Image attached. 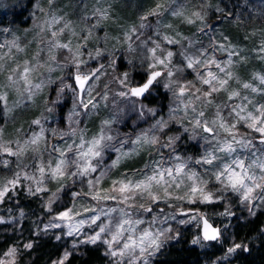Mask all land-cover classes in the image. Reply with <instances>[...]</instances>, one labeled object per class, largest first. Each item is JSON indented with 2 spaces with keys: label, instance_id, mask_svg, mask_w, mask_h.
I'll return each mask as SVG.
<instances>
[{
  "label": "rangeland",
  "instance_id": "obj_1",
  "mask_svg": "<svg viewBox=\"0 0 264 264\" xmlns=\"http://www.w3.org/2000/svg\"><path fill=\"white\" fill-rule=\"evenodd\" d=\"M153 10L159 15H150ZM169 52L172 56L166 59ZM187 58L200 63L189 68ZM210 60L225 71L215 64L205 66ZM25 66L31 69L28 84L20 78ZM156 71L161 75L142 98L131 94ZM209 71L227 83L216 84L219 91L205 99L210 85L201 77ZM78 72L89 76L81 96ZM259 77H264V0H0V190L9 189L0 198V224L10 225L9 245L0 251V260L20 264L29 249L25 245L52 240L60 254L48 264L87 248L100 251L105 260L99 264H144L141 256L153 264L188 239L202 247L201 264H240L245 245L235 227L264 214V190L256 189L250 204L243 200V189L225 187L227 180L217 181L215 173L224 165L240 171L232 161L242 159L264 185L259 167L264 136L248 127L247 119L259 115L256 108L264 105ZM181 87L186 88L184 95L179 94ZM233 92L239 95L229 99ZM82 101L91 103L84 108ZM197 118L210 126L217 121L216 139H203L208 134L193 127ZM221 121L235 125L234 135L219 127ZM102 130L113 139L91 160L96 170L70 175L78 171L71 161L79 155L81 137L91 141ZM217 140L230 142L235 151H215L218 159L211 165L197 163L206 150L217 148ZM62 159L65 174L53 177L52 169ZM181 163L185 167L177 175L175 167ZM156 168H172L173 174H165L166 182H153L152 195L118 190V182L135 184ZM13 180L15 185L8 183ZM193 186L212 193V201L203 202L199 192L191 191ZM65 212L68 217L58 218ZM203 217L219 227L213 247L203 244ZM125 220L122 235L112 241L117 224ZM104 225L108 228L100 239L88 242ZM145 231L149 235L141 241ZM162 231L159 248L153 245L141 254L140 247ZM259 237L264 244V221ZM105 241L118 253L115 257ZM125 243L136 247L121 256ZM237 244L241 248L229 253ZM12 248L15 255H6Z\"/></svg>",
  "mask_w": 264,
  "mask_h": 264
},
{
  "label": "snow or ice",
  "instance_id": "obj_2",
  "mask_svg": "<svg viewBox=\"0 0 264 264\" xmlns=\"http://www.w3.org/2000/svg\"><path fill=\"white\" fill-rule=\"evenodd\" d=\"M51 2V0H50ZM160 6L158 5L157 8H159ZM173 14H177V13H173ZM150 15H159V12L157 10H153ZM197 16H199V14H196ZM147 16H143L141 17V20H147ZM191 23V21H189ZM141 27H145V25L142 23ZM56 34L53 33V36H55ZM167 39V38H165ZM57 47H68L67 45H60L57 44ZM221 47L223 48V45H221ZM154 52V50H153ZM172 56V53L169 52L166 59H170ZM188 59V67L191 68L193 67L194 63H200L199 61H194L191 58H187ZM157 63L163 64L164 61L163 60H158ZM228 63H231V61H229ZM211 64H215L217 68L220 69L221 72L225 71L224 67H221V65L219 63H217L215 60H210L208 61V63L205 66L211 65ZM15 71V70H13ZM31 71V69H29L27 66H25L23 73H21V79L25 80L26 84H28V73ZM169 76L172 75L171 72L168 73ZM161 75V73L159 71L153 72L150 74L147 82L142 86V87H137V88H133L131 89V94L134 96H140L142 95L145 91H147L149 89V87L153 84V82L157 79V77H159ZM227 75L229 76V78H231V73H227ZM76 82L77 85L79 86V88L81 89V91L84 90V85L85 83L88 81L89 76L86 74H80L79 72L76 75ZM202 82L206 85H210V90L204 93V97L205 99H207L208 96H210L212 94V92L215 91H219V89L216 87V84H219L220 87H223L224 84L227 83L226 80L220 79L217 74L212 73L211 71L206 73V76L201 77ZM260 82L262 84H264V77H259ZM9 80H12V77H9ZM215 82V83H214ZM36 88H39L40 85H35ZM167 87V85H166ZM244 88H249L250 85L249 84H244L243 85ZM253 91H256V89H252ZM186 91L185 87H181L180 88V95H184ZM197 92L200 91V89H196ZM123 95V94H122ZM239 93L237 92H233L229 95V99H233L236 96H238ZM199 98V97H198ZM0 100H4L3 96H0ZM91 101H88L87 103H84L82 101L83 107L87 108L88 104H90ZM209 103H211V101H209ZM93 107H95V105H93ZM239 107V106H237ZM241 110H243L241 108ZM256 112L259 113V115H251L249 114V116L247 117V119L251 120V123L248 125V127H250L251 129H253L254 131L259 132L262 136H264V105H261L259 107L256 108ZM204 113L200 112L199 116L203 117ZM217 116L219 117V113H217ZM242 119H244V117H241ZM33 123L35 124H39L40 121L36 120L33 121ZM216 125H217V121H212L211 122V126L209 125L208 121H204L201 119H195V123L193 125L194 128H202L203 131L205 133H207L208 135L203 137V139L207 142L209 141V139H216V137L218 136V133L216 132ZM160 126H163V122H160ZM106 127H107V122H106ZM219 127L221 129H224L229 135H234L232 129L235 128V125H232L231 127H229L228 125H226L225 123H223L222 121L219 123ZM43 131V130H42ZM34 138L32 143H36V140L38 139ZM113 139V137L109 134H107V132H103L102 130V134L99 135L97 138H93L91 141H87L85 142L83 140V137H81V144L78 146L79 149V155L77 157V159L75 161H71V163H74L77 170L75 172H72L70 175L72 176H76V175H86L89 172H93L96 170L95 166H93L91 164V160L95 159L97 157H100L103 150L105 148L108 147V144L105 143V141H111ZM152 143H155V139H153L151 141ZM174 141L170 140L169 141V145H171ZM237 143H241V141H237ZM261 143H264V140L261 141ZM85 144H87V148H85ZM4 152H6L8 155H14L15 153H13L11 151V149L9 148H4L3 149ZM215 151H222V152H227L228 154H231L233 151H235V149L232 147V144L230 142L224 141V142H220L219 140H217V148L213 151V152H208L206 150L205 155L202 157L201 160H198L197 163H203V164H209L211 165L213 163V161L215 159H218V157L215 156ZM64 154L61 153V156H63ZM177 159H179V157H177ZM82 161V163H81ZM232 164L235 165L236 168L240 169V171H236L232 165H224L222 170H218L215 173L216 179L217 181H221V183L224 182V180H222V177L224 179L227 180V183L225 185V187H230L233 191H240L241 189H243V200L248 201L250 204L252 202L253 199H255V197L252 195L253 192L256 189H261L264 190V185L260 184L259 182H256V177L254 174H251L249 172V168L246 167L244 160L242 159H235L232 161ZM66 165V161L65 160H60L59 163L56 164L55 168L52 169V175L53 177H62L65 172H64V168ZM185 167L184 163L178 164L175 167V173L177 175H179L182 171L183 168ZM260 170L262 172H264V163H261L259 165ZM41 173L44 172V168L41 167L40 168ZM165 174L171 176L173 174V169L172 168H164V169H160V168H156L153 169V175H146L145 179L133 184L132 181H127V183H125L124 181H120L118 182L120 187H119V191L121 192V194L124 193H128L131 191H138V190H143V191H147L149 193V195H152L150 192V188L153 184V182H155L156 184H161L162 182H166L164 181V176ZM225 174H227V176H225ZM159 177V179H158ZM191 178V177H190ZM261 179H264V177H261ZM248 181H252L253 183H247ZM8 183L15 185L16 181H9ZM9 191V189L7 188V186H5L3 188V190H0V198H2L7 192ZM191 191L193 193H200V196L202 197V201L203 202H211L212 201V193H206L204 192L203 188H197L196 186H193V188L191 189ZM93 198H98V197H93ZM126 199L129 197H125ZM153 200H156L157 197L152 196ZM251 210V209H250ZM69 213L65 212L61 215V217H58L60 219L66 218L68 217ZM97 219V217L93 218V223H95V220ZM129 221L125 220L123 221V223H118L117 224V231L115 234L112 235V241H117L118 237L122 235V231L121 229H123V225L125 223H128ZM136 223H140V221H136ZM53 227H56L58 225H51ZM108 228V225H104L103 227L100 228V232H98L96 235L89 237V241L90 243H95L98 239H100V234L104 233L106 231V229ZM71 234V233H69ZM149 234L145 231L143 236L141 237V241H143L144 237H147ZM159 235H163V231L157 235V237L152 238L149 243L145 246V247H140V253L143 254L144 252L147 251L148 248L152 247L153 245H155L156 248H159V244L157 243V240L159 239ZM219 233L217 230L215 229H210L207 222L205 221V226H204V236L203 238L205 240H216L218 239ZM105 243H109V248L111 251V243L109 241H105ZM193 243H198L197 240H194ZM26 248H31L32 245L29 243L27 245H25ZM136 245L134 244H130V243H125L123 245V249H121V251L119 252V255L123 256L126 255V252L124 250L127 249H133L135 250ZM241 248V245L237 244L232 248H229V253L236 251V249ZM245 251H247V248L244 249ZM16 253V249L12 248L9 249V251L6 253V255L8 256H14ZM118 253L116 251H111V255L113 257H115ZM152 253L149 252L148 255H151ZM68 253L66 252L64 254V257L62 260H60L58 262V264H64V261L67 260L68 258ZM141 259H143L144 264H148L147 262V258L144 256H141ZM0 264H6L5 261L0 260Z\"/></svg>",
  "mask_w": 264,
  "mask_h": 264
},
{
  "label": "trees",
  "instance_id": "obj_3",
  "mask_svg": "<svg viewBox=\"0 0 264 264\" xmlns=\"http://www.w3.org/2000/svg\"><path fill=\"white\" fill-rule=\"evenodd\" d=\"M139 80H142V77ZM2 116L3 114L0 111V121L2 120ZM263 221L264 214L259 213L251 220L237 223L235 227L236 237L245 245L238 258L240 264H264V244L260 242L261 238L259 237ZM9 226L0 224V251L5 250L9 245L10 235L7 231ZM200 235L198 236L199 238ZM216 242L205 241L203 244L207 247H213ZM176 245L177 249H170L167 257L158 259L153 264H201V257L204 251L200 247V244L185 239L178 241ZM54 247L58 246L52 240L41 241L25 251V255L21 257L19 263L28 264L27 260L31 258L30 264H48L52 258L60 254L59 247L58 250L54 249ZM245 248H247V251L244 250ZM104 260L100 251L94 248H87L82 254L70 256L66 264H99Z\"/></svg>",
  "mask_w": 264,
  "mask_h": 264
},
{
  "label": "water",
  "instance_id": "obj_4",
  "mask_svg": "<svg viewBox=\"0 0 264 264\" xmlns=\"http://www.w3.org/2000/svg\"><path fill=\"white\" fill-rule=\"evenodd\" d=\"M149 78V77H148ZM148 80V79H147ZM147 80L141 85V86H139V87H142L146 82H147ZM75 82H76V78H75ZM154 83V82H153ZM76 86H77V88L79 89V93H80V96L82 95V93H83V91H81V89L79 88V86L77 85V82H76ZM85 86H86V83H85V85H84V89H85ZM152 86V85H151ZM150 86V87H151ZM150 87H149V89H150ZM137 88V87H136ZM148 89V90H149ZM148 90L147 91H145L142 95H140L139 97L140 98H142L147 92H148ZM205 221L207 222V224H208V226H209V228L210 229H215V230H217L218 231V233H219V236H218V239H219V237H220V232H219V227L218 226H215V225H213L208 219H206L205 217H203L202 219H201V225H200V234H201V237L203 238V236H204V226H205ZM204 239V238H203ZM218 239H216V240H205L206 242H209V241H217Z\"/></svg>",
  "mask_w": 264,
  "mask_h": 264
}]
</instances>
